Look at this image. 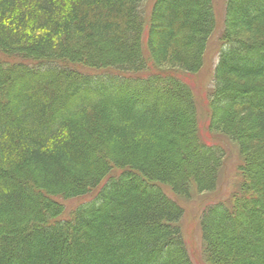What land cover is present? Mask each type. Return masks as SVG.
Masks as SVG:
<instances>
[{
  "label": "trees",
  "instance_id": "obj_1",
  "mask_svg": "<svg viewBox=\"0 0 264 264\" xmlns=\"http://www.w3.org/2000/svg\"><path fill=\"white\" fill-rule=\"evenodd\" d=\"M145 3L0 0V264H192L182 200L215 190L224 152L201 144L190 90L168 73L200 70L213 0ZM219 39L207 126L246 183L204 209L201 262L264 264V0H226ZM168 90L176 105L144 97ZM88 196L62 218L61 202Z\"/></svg>",
  "mask_w": 264,
  "mask_h": 264
},
{
  "label": "rangeland",
  "instance_id": "obj_2",
  "mask_svg": "<svg viewBox=\"0 0 264 264\" xmlns=\"http://www.w3.org/2000/svg\"><path fill=\"white\" fill-rule=\"evenodd\" d=\"M251 1H255V0H251ZM225 2L226 0H213V10L215 15L216 28L214 30V34L208 41L200 70L194 74H188V73L186 74L177 71V69H172L171 72L168 73L169 76L177 77V79L180 80L190 90V93L192 95L191 97L193 98L196 109L197 132L201 144L220 147L224 152L222 167L220 172L218 173L215 190L212 193L196 192L195 194H193L190 200H184V198L182 200L184 215L182 216L178 224L179 226L178 228L181 231V235L183 237V241L185 243L187 250L186 252L189 256V259H191L192 264H203L201 261H204V258L202 257L203 240L200 229V218L204 209L211 205L227 203L226 199L230 196V194L233 191H235V189H237L238 186L243 185L244 182L246 183V179L244 178L243 172H241V170L238 169L239 166H242L243 164L236 146L233 143H231L222 134L218 132H212L211 130H209L207 126L208 123L210 122V117H211L209 104H208L209 103L208 97L213 82L212 81L214 74L213 72L216 63L218 61L219 52L223 48V45L221 43L222 41H220L219 38H220L223 19H224ZM243 2L244 1L239 3L240 6L246 7L247 4ZM150 4H152V0H146L145 3L146 7H148ZM114 72L107 71L105 73L112 74ZM153 72H154V68H153ZM151 73L152 70H151V66L149 65L148 68L144 71V73L140 74L141 75L140 77L149 76ZM42 74H44V72H39V70H37V72L34 73V75L36 76ZM73 82L74 84H78L77 83L78 81L76 80H74ZM61 83H65V82H61ZM66 85L67 84L64 85V89L68 87ZM112 85L114 86V84ZM130 92H133V90H130ZM167 95L161 98L154 95L147 96V94L145 93L144 97H146V99H148L149 101H155L159 106L176 105L177 104L176 95L171 94L170 91ZM137 98L139 102L140 101L142 102V99H144L141 96ZM225 99H223L224 102H226ZM182 109L184 108L182 107ZM258 150L262 151L263 149H258ZM252 165L258 171L261 170L257 165L256 160L252 162ZM180 167H184V163H181ZM163 190L171 199L175 198L174 195L172 194L169 195L167 189H163ZM95 192L96 190L93 191V194H95ZM180 198L182 199V197ZM89 200L90 199L88 196L85 198H74L61 202V204L63 205V210L65 211L63 216L64 217L67 216L68 213L70 214L75 209V207H77L80 204H84ZM252 207L257 209V205H254ZM69 217L70 215L68 216V218ZM247 218L248 217H246L245 220H247ZM255 219H257L258 223H260V225L264 227V220L262 218L257 216ZM216 229L222 232H228L229 230L232 229V227L231 225L224 222L223 224H217ZM221 240H225V239L222 238ZM237 242L236 239H234L232 243L234 244ZM78 250H81V247H79ZM243 255L244 257H248L250 259L253 258L251 256V253L249 252H244ZM239 257H240L239 252H235V254H232L230 257L227 258L225 255H221L220 253H218V255L215 257V262L216 264H231V262L232 264H234L235 260H237ZM253 260L255 261V259Z\"/></svg>",
  "mask_w": 264,
  "mask_h": 264
},
{
  "label": "bare ground",
  "instance_id": "obj_3",
  "mask_svg": "<svg viewBox=\"0 0 264 264\" xmlns=\"http://www.w3.org/2000/svg\"><path fill=\"white\" fill-rule=\"evenodd\" d=\"M62 218H64V216Z\"/></svg>",
  "mask_w": 264,
  "mask_h": 264
}]
</instances>
